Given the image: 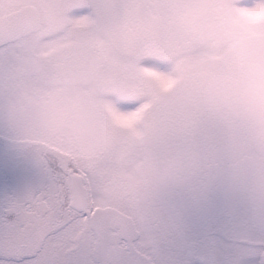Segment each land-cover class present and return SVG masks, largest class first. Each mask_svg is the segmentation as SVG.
<instances>
[{
	"label": "rangeland",
	"instance_id": "obj_1",
	"mask_svg": "<svg viewBox=\"0 0 264 264\" xmlns=\"http://www.w3.org/2000/svg\"><path fill=\"white\" fill-rule=\"evenodd\" d=\"M135 2L0 0V16L33 4L42 18L0 46L1 146L37 167L50 152L75 160L90 193L93 211L60 242L67 255L112 259L120 213L136 251L163 253L220 177L264 208V0Z\"/></svg>",
	"mask_w": 264,
	"mask_h": 264
},
{
	"label": "snow or ice",
	"instance_id": "obj_2",
	"mask_svg": "<svg viewBox=\"0 0 264 264\" xmlns=\"http://www.w3.org/2000/svg\"><path fill=\"white\" fill-rule=\"evenodd\" d=\"M0 165L9 176L0 193V264H264V208L251 211L240 184L224 177L194 199L180 244L145 256L135 237L112 233L116 255L103 259L61 250L87 216L76 203L84 173L75 160L50 154L37 167L10 150Z\"/></svg>",
	"mask_w": 264,
	"mask_h": 264
},
{
	"label": "water",
	"instance_id": "obj_3",
	"mask_svg": "<svg viewBox=\"0 0 264 264\" xmlns=\"http://www.w3.org/2000/svg\"><path fill=\"white\" fill-rule=\"evenodd\" d=\"M40 26L39 13L30 6L2 15L0 16V45L36 31ZM81 179H77L76 203L80 209H85L87 194ZM116 226L123 237L130 235L136 239L139 236L133 219L124 213L118 214Z\"/></svg>",
	"mask_w": 264,
	"mask_h": 264
},
{
	"label": "flooded vegetation",
	"instance_id": "obj_4",
	"mask_svg": "<svg viewBox=\"0 0 264 264\" xmlns=\"http://www.w3.org/2000/svg\"><path fill=\"white\" fill-rule=\"evenodd\" d=\"M137 4H140V9L142 8H148L147 10H153L151 7H154L156 6L155 8L158 7V3H154L153 0H135ZM149 12V11H148ZM135 17L137 16L134 15ZM97 49V57L100 59V60H106V53H105V50L103 48V46L101 44H95V50ZM22 149L21 147H2L1 146V142H0V153L4 156L6 154V152L8 151H14L18 154H20L21 156L25 157L26 154H22L19 150ZM19 151V152H18ZM27 152H29V150L26 149ZM50 152V151H49ZM46 153H42L41 155H45ZM51 154V152H50ZM1 159V158H0ZM215 165V162L212 161V166L208 167V172L211 173L212 172V167ZM1 166V165H0ZM5 173V172H4ZM208 182L210 183V180L208 179ZM211 184V183H210ZM140 234H141V231H140ZM138 253L142 254V252H139L137 251ZM143 255V254H142Z\"/></svg>",
	"mask_w": 264,
	"mask_h": 264
}]
</instances>
